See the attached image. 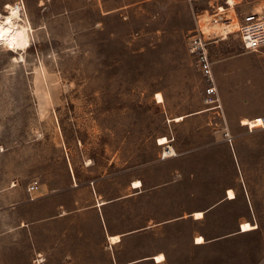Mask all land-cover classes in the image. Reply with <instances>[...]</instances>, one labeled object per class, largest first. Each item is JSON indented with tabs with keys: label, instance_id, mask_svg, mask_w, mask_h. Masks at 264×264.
<instances>
[{
	"label": "rangeland",
	"instance_id": "rangeland-1",
	"mask_svg": "<svg viewBox=\"0 0 264 264\" xmlns=\"http://www.w3.org/2000/svg\"><path fill=\"white\" fill-rule=\"evenodd\" d=\"M232 1L0 0V264H264V53L236 33L264 0ZM220 8L209 104L190 41Z\"/></svg>",
	"mask_w": 264,
	"mask_h": 264
},
{
	"label": "built area",
	"instance_id": "built-area-1",
	"mask_svg": "<svg viewBox=\"0 0 264 264\" xmlns=\"http://www.w3.org/2000/svg\"><path fill=\"white\" fill-rule=\"evenodd\" d=\"M220 11L224 12V9L220 8L219 12L216 11L212 15L208 13L198 14L196 16V30L190 41V51L198 57L206 78L205 101L209 104L216 102L217 89L207 47L218 39H226L228 35L234 32L232 31L234 20L228 14H221ZM236 33L239 35L242 48L245 51L264 53V10L252 11L242 16L237 22ZM38 190V182L32 183L28 188V192L32 196Z\"/></svg>",
	"mask_w": 264,
	"mask_h": 264
},
{
	"label": "bare ground",
	"instance_id": "bare-ground-1",
	"mask_svg": "<svg viewBox=\"0 0 264 264\" xmlns=\"http://www.w3.org/2000/svg\"><path fill=\"white\" fill-rule=\"evenodd\" d=\"M232 4H233V1L231 0L230 5H232ZM21 16L22 15H21L20 11L17 9L13 13L12 16H7L4 18V20L0 19V24L6 28L5 37H6V41L8 43H17V41L20 40L22 33L24 34V32H25V28L23 29V32L20 30L19 21H21V19H22ZM157 98L159 99V102H163V98L160 94L157 95ZM181 120H183L182 117H178L175 119L176 122H180ZM241 123L243 126H246V127L248 126L251 128H260V127L262 128L264 126V120L261 118H258L255 120L244 119ZM167 144H168V140L166 138H162L159 140L160 146H165ZM165 150H166L165 151V157H172L174 155L172 148L167 147ZM140 187H142V184L139 181L135 182L133 185L134 189H139ZM227 194H228V199H230V200L237 198L236 194L233 190H228ZM194 216H196V219H202L203 213L198 212ZM255 229H256V226H254L253 224H251L249 222L243 223L241 225V233L242 234L249 233ZM110 239H111L112 243H117L120 241V237H118V236L112 237ZM196 243L197 244H204L205 239L202 236H200L197 238ZM155 261H156V263H163L165 261V256L163 254L158 255V256H156Z\"/></svg>",
	"mask_w": 264,
	"mask_h": 264
},
{
	"label": "crops",
	"instance_id": "crops-1",
	"mask_svg": "<svg viewBox=\"0 0 264 264\" xmlns=\"http://www.w3.org/2000/svg\"><path fill=\"white\" fill-rule=\"evenodd\" d=\"M105 204V203H104ZM103 204V205H104ZM99 206H102L100 203H99ZM116 236H118V235H115V236H109L108 238H109V241L111 242V244L112 245H116V244H118V243H120L121 242V237L120 236H118V237H120V241L119 242H117V243H112V241H111V239L110 238H112V237H116ZM200 237V236H199ZM198 238V237H197ZM197 238H196V241H197ZM197 244V243H196ZM198 245H201V244H198ZM158 255H161V254H158ZM158 255H156V256H158ZM156 256H154V258H153V260L155 261V258H156ZM146 260V259H145ZM145 260H140V261H135V262H131V263H129V264H137V263H139V262H141V261H145ZM166 260V259H165ZM165 262V261H164ZM155 263H156V261H155ZM156 264H162V263H156Z\"/></svg>",
	"mask_w": 264,
	"mask_h": 264
}]
</instances>
